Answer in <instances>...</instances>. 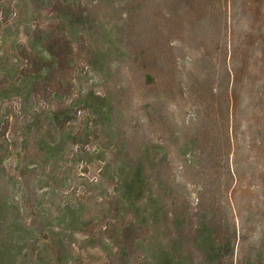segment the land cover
<instances>
[{"label":"rangeland","instance_id":"obj_1","mask_svg":"<svg viewBox=\"0 0 264 264\" xmlns=\"http://www.w3.org/2000/svg\"><path fill=\"white\" fill-rule=\"evenodd\" d=\"M0 4V264H264V0Z\"/></svg>","mask_w":264,"mask_h":264},{"label":"trees","instance_id":"obj_2","mask_svg":"<svg viewBox=\"0 0 264 264\" xmlns=\"http://www.w3.org/2000/svg\"><path fill=\"white\" fill-rule=\"evenodd\" d=\"M11 4H7L4 8V4H0V30L7 29L10 18L16 15L12 11ZM14 7V6H13ZM64 11V10H63ZM48 25V24H47ZM51 28L49 26L43 27L41 30L44 34L41 44H35L31 38L20 35L18 39L15 40L18 49L24 60V66L20 70V76L26 86L34 85L36 81L41 78L44 70L51 69L56 62V46L53 39L50 36ZM37 32V31H36ZM52 120H59L61 118V113L58 110L51 112ZM138 173H132L127 176L124 183V189L127 195L136 197L143 192L138 180ZM132 220L124 223L123 225L112 224L104 228V230H119V229H131L133 228ZM203 242L205 245L213 247V240L208 237L204 238Z\"/></svg>","mask_w":264,"mask_h":264}]
</instances>
